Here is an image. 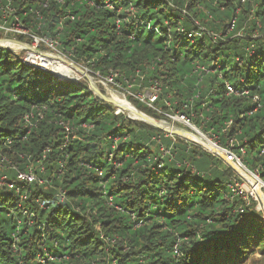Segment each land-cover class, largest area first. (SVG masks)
Segmentation results:
<instances>
[{
    "label": "trees",
    "instance_id": "obj_1",
    "mask_svg": "<svg viewBox=\"0 0 264 264\" xmlns=\"http://www.w3.org/2000/svg\"><path fill=\"white\" fill-rule=\"evenodd\" d=\"M9 1L91 73L156 83L152 106L168 103L264 182V0ZM29 167L37 182L0 185V264H264V218L225 199L242 180L219 157L0 47V178Z\"/></svg>",
    "mask_w": 264,
    "mask_h": 264
},
{
    "label": "built area",
    "instance_id": "obj_2",
    "mask_svg": "<svg viewBox=\"0 0 264 264\" xmlns=\"http://www.w3.org/2000/svg\"><path fill=\"white\" fill-rule=\"evenodd\" d=\"M244 0H242V3ZM259 27V25H257ZM203 31V29H201ZM233 31V25L230 26L228 29V32ZM200 34V33H199ZM257 33H254L253 38L256 37ZM201 35V34H200ZM211 40L216 41L219 39L218 35H214L212 33H208ZM237 36H239L237 34ZM10 37V38H9ZM23 38L28 39L30 43H25L16 40V38ZM189 39L193 38V34L189 33L187 35ZM15 40L18 41L20 44H13L7 41L3 40ZM0 47L9 50L15 55H22L20 56V60L23 64L37 68L44 72H49L51 74H55L49 69H47L44 65L46 63H52L54 62V59H57L58 61L62 58L59 57L60 55V45L57 42V40L47 37V36H39L31 32L29 28H27L23 22L14 15L13 10L10 8V1L7 0L6 4L1 7L0 6ZM27 47H30L31 49H27ZM40 47H43L46 52H42L39 50ZM55 64V63H54ZM202 70L203 68H199ZM55 76V75H54ZM117 72H110L107 76L102 77L101 79L107 83L108 85L116 86L117 77H120ZM56 77V76H55ZM154 92L153 95H150L148 103L152 105L157 97V93L159 92L158 85L155 83L152 85ZM226 92L227 95H234L235 90L232 86L226 85ZM28 115L24 118L26 123H29L28 121ZM169 119L174 123H183L184 125L191 127V122L189 119L179 114L178 112L173 116H169ZM31 126V125H30ZM62 128L65 131V140L67 141V134L70 132L71 128L68 125L61 124ZM198 132V131H195ZM200 134V133H199ZM201 135V134H200ZM221 149V148H220ZM224 150V153L228 155V158L231 159L232 162H235L241 169L245 170V167L241 164L239 159L235 157L230 151ZM165 154H169V151H165ZM246 172V170H245ZM15 180L14 181H7L5 176H2L0 178V185L6 186L9 190H14L15 192H18V188L16 187V183H24L31 185L35 182H37L36 174L34 173V170L32 168H27L25 171H17L15 170ZM255 177L258 179V176L255 175ZM258 182V181H257ZM40 183V182H38ZM243 184V183H242ZM240 183H234L232 185L228 186L229 194L225 196V199L228 201H232L235 197H239L242 202L245 205L249 204V199L247 195H245V190L243 189V185ZM246 189V187H244ZM242 212V208L239 210Z\"/></svg>",
    "mask_w": 264,
    "mask_h": 264
},
{
    "label": "rangeland",
    "instance_id": "obj_3",
    "mask_svg": "<svg viewBox=\"0 0 264 264\" xmlns=\"http://www.w3.org/2000/svg\"><path fill=\"white\" fill-rule=\"evenodd\" d=\"M24 40V39H23ZM27 43H30V41H28V39L24 40ZM40 51L42 52H46V50L43 47L39 48ZM6 51V50H5ZM4 50H2V54H4L5 52ZM60 55L59 57L62 59H66V61L71 62L72 64L76 65L80 70H82L84 73H86L87 75H89L92 79L93 82L95 83L96 87L99 89L100 93L102 95H104L107 98H111L114 100L115 99H125L128 103H130L132 105V103L134 104L133 101H139L140 103H142L143 105H145L153 114H155L156 116H161L160 118H152L149 117L157 122H166L168 124L174 125V126H178L181 128H184L188 131H198V133H200L205 139L211 141L212 143L216 144V146L220 149L221 147L219 146V141L216 137L207 134L206 132H204L203 130H201L200 128H196L193 124L192 128L188 127L186 125H184L183 123H176V122H172L169 119V116L171 115H175L177 112H170L171 110H169V104L166 103V108L168 109V113L167 111L164 110H159L157 109L155 106H152L148 103L150 95H153L152 93L154 92L153 87L152 86H142L139 87L137 86L135 83L132 82H128L122 79V76L117 77L116 79H120L124 85H122L120 82L116 84V86L113 85H108L107 83H105L101 78V76H99L98 74H93L89 71V69L86 67V65L83 62L80 63H74L72 62L71 59V55H69L68 53H64L61 52L60 48ZM22 56V55H19ZM64 65V64H62ZM65 67L70 68L67 64L64 65ZM63 66V67H64ZM114 72V71H111ZM118 73V72H117ZM119 75H121L120 73H118ZM76 78L72 81L74 82H78L80 80H85L81 75H79L78 73L75 75ZM59 80H62L61 78H59ZM65 81V80H63ZM71 82V81H70ZM89 87V85H88ZM90 89V88H89ZM127 97L131 98V102H129V100H127ZM133 106V105H132ZM134 107V106H133ZM116 108V107H115ZM117 109V108H116ZM117 112H121V113H125L127 116V113L125 111H120L117 109ZM147 116V115H146ZM128 117V116H127ZM131 118V117H130ZM195 127V128H194ZM156 129V128H155ZM160 131V130H159ZM162 132V131H160ZM164 135L169 136V137H176V136H171L169 134H166L164 132H162ZM179 138V137H178ZM181 139V138H180ZM185 140V139H183ZM186 141V140H185ZM189 142V141H187ZM192 143V142H189ZM193 145H196L198 150H200L203 153H206L210 156H217L216 154H212L210 152H208L206 149H204L203 147H201L200 145H197L195 143H192ZM221 150V149H220ZM165 149H160V155L163 157L165 156ZM224 151V150H223ZM227 155V154H226ZM228 156V155H227ZM218 157V156H217ZM5 161V160H4ZM231 161V160H230ZM233 161V160H232ZM224 163V162H223ZM235 163V162H234ZM225 164V163H224ZM226 166H228L227 164H225ZM237 165V164H236ZM239 167V166H238ZM228 168L231 170L232 172V179H236L239 178L242 180V184L243 185V189L246 191L245 195H247L248 199H249V203L251 201L254 202V208L256 211H259L262 215V217L264 218V182L258 177V179L255 177L256 174L250 172L248 169L245 168L246 173H248V175L254 179L252 183H250L248 180L243 179L236 171H234L231 167L228 166ZM255 181V182H254ZM258 181V182H257ZM259 185L258 187L256 185ZM246 187V189L244 188ZM258 188V190L256 191L255 188ZM259 194V195H258ZM248 206V205H247ZM263 260H261V256L258 253H255L252 257L249 258V260L247 261L246 264H262Z\"/></svg>",
    "mask_w": 264,
    "mask_h": 264
},
{
    "label": "water",
    "instance_id": "obj_4",
    "mask_svg": "<svg viewBox=\"0 0 264 264\" xmlns=\"http://www.w3.org/2000/svg\"><path fill=\"white\" fill-rule=\"evenodd\" d=\"M3 41H7L13 44H20L18 41L15 40H3ZM27 49H31L30 47H27ZM71 66L74 67V69L77 71V73L79 75H81L85 81L88 83L90 91L101 101L111 104L113 107H116L118 110L120 111H124L121 110V108L118 106V104L112 100L109 99L107 97H105L104 95H102L99 91V89L96 87L95 83L93 82V79L87 75L86 73H84L82 70H80L76 65L72 64L71 62H68ZM55 75V74H54ZM56 76V75H55ZM56 78H58L56 76ZM59 79V78H58ZM134 114L137 118H130L132 120L135 121H139L145 124H148L166 134H169L171 136H176L179 137L181 139H185L186 141L195 143L197 145H200L201 147H203L205 149L206 146V142L204 140L201 139V137L196 133V132H192V131H188L184 128L178 127V126H174L171 124H168L166 122H157L151 118H149L148 116H146L145 114H143L142 112L138 111L135 107L133 108ZM221 151L223 153L220 154H216L225 164H227L229 167H231L234 171H236L239 174L238 171V167L236 165V163L229 161L228 156L224 153L223 149H221ZM240 175V174H239ZM241 176V175H240ZM242 177V176H241ZM243 178V177H242ZM244 179V178H243ZM259 195V194H258Z\"/></svg>",
    "mask_w": 264,
    "mask_h": 264
},
{
    "label": "bare ground",
    "instance_id": "obj_5",
    "mask_svg": "<svg viewBox=\"0 0 264 264\" xmlns=\"http://www.w3.org/2000/svg\"><path fill=\"white\" fill-rule=\"evenodd\" d=\"M54 62L52 61V63H46L44 66L49 69L50 71H52L53 73H55V75L58 77V78H61L62 80H65V81H72L76 78V74H77V71L74 69L73 66H71L68 61H66V59H61V60H57V59H54ZM55 63V64H54ZM62 64H67L70 68L72 69H69L67 67H65L64 65ZM64 66V67H63ZM111 99V98H109ZM114 100V98L112 99ZM118 106L121 108V110H124L126 113H127V116L128 117H131V118H137L134 114V111H133V106L128 103L124 98L123 99H115L114 100ZM195 128V127H194ZM202 140H204L206 142V146H205V149L212 153V154H220V153H223L217 146L216 144L212 143L211 141L205 139L202 135H200L198 132H196ZM231 159H229L230 161ZM238 167V165H237ZM238 171H239V174L246 180H248L250 183L253 182L254 179H252L248 173L245 172V170L241 169L240 167L237 168ZM255 182V181H254ZM257 187L259 186L258 184L256 185ZM255 188L256 191L258 190V188Z\"/></svg>",
    "mask_w": 264,
    "mask_h": 264
}]
</instances>
